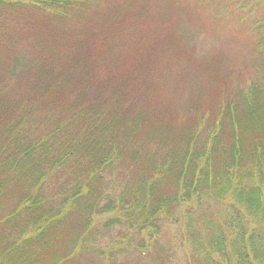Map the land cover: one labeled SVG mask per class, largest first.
Wrapping results in <instances>:
<instances>
[{
	"label": "trees",
	"instance_id": "trees-1",
	"mask_svg": "<svg viewBox=\"0 0 264 264\" xmlns=\"http://www.w3.org/2000/svg\"><path fill=\"white\" fill-rule=\"evenodd\" d=\"M182 1L0 0V264H264V0L186 113Z\"/></svg>",
	"mask_w": 264,
	"mask_h": 264
},
{
	"label": "rangeland",
	"instance_id": "rangeland-1",
	"mask_svg": "<svg viewBox=\"0 0 264 264\" xmlns=\"http://www.w3.org/2000/svg\"><path fill=\"white\" fill-rule=\"evenodd\" d=\"M191 2L194 0L182 1V9L173 10L186 37L185 55L176 65L179 75L173 74L162 80L166 96L181 113H186L190 107L208 104L215 96L218 84L228 83L243 68L241 64L248 65L251 62L248 34L244 25L251 22L254 13L250 12L252 8H249L246 1H232L231 8L225 10V21L221 22L225 24L221 28L208 19L214 10H195ZM226 2L228 4V0ZM236 2L244 11L232 9ZM209 4L213 5L212 1ZM169 5L170 0H158V9L164 14L168 11L171 15ZM240 73L251 74L248 70Z\"/></svg>",
	"mask_w": 264,
	"mask_h": 264
}]
</instances>
